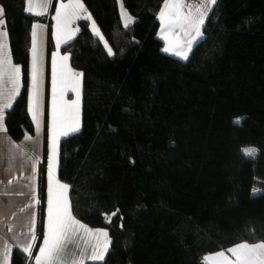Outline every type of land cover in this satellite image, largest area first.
Here are the masks:
<instances>
[{
	"label": "trees",
	"instance_id": "1",
	"mask_svg": "<svg viewBox=\"0 0 264 264\" xmlns=\"http://www.w3.org/2000/svg\"><path fill=\"white\" fill-rule=\"evenodd\" d=\"M26 1L0 0L23 85L4 117L15 141L34 132L30 33L44 19ZM81 1L104 41L79 20L61 47L83 75L81 128L61 139L57 176L73 215L108 232L104 260L86 264H203L264 241V0H216L185 61L157 37L164 0ZM10 264L31 258L15 248Z\"/></svg>",
	"mask_w": 264,
	"mask_h": 264
},
{
	"label": "snow or ice",
	"instance_id": "2",
	"mask_svg": "<svg viewBox=\"0 0 264 264\" xmlns=\"http://www.w3.org/2000/svg\"><path fill=\"white\" fill-rule=\"evenodd\" d=\"M216 0H198L197 3H186L185 0H165L163 9L159 13V18L162 24V30L174 31L180 29L185 36H191L195 32V36L191 37L186 44L179 39L174 44L166 47L164 51H174L176 55L184 59L188 58V52L193 39L201 35V26L204 24L208 4H215ZM28 7L26 11L33 13V0H27ZM51 5V0H39L35 5L40 10L34 12L35 15H44ZM187 9V12L184 11ZM4 15L3 8H0V17ZM91 19V15L87 14V9L81 0H69L67 4L61 3L56 8L54 19L56 20L57 39L59 34L67 29L73 19ZM131 17H127V22ZM5 25V21L0 19V27ZM44 26L33 24L32 26V66L30 73V111L33 112V118L38 119L39 115V92H40V57L37 47V29H42ZM93 30L97 35H100L99 30L95 27L93 21ZM7 31L0 32V100H3V106L0 107V131H6L3 126L4 108H11V101L20 94L21 83V68L19 65L12 63L11 52L7 45ZM100 39L103 36L100 35ZM109 55L112 54L111 48L108 49ZM67 60L68 57H62ZM82 73H77L66 69V66L61 67L57 71L55 62L53 65V108H52V124H51V143L49 154V184H48V207H47V231L43 233V245L39 248V254L35 256V264H84L85 254L73 258L70 262L66 259V249L74 239L83 240L85 249L91 247L90 255L87 259L103 260L104 255L108 250L110 241L107 231L103 229H91L87 225L81 223L72 214V205L68 198L69 185L57 180L53 185L52 171L56 164L58 155L59 136H67L69 131H79V78ZM73 82V90L77 91V100L71 104L58 105L56 99L57 84L61 89ZM10 84L11 87H5ZM62 95V92H61ZM239 119L235 121L239 123ZM59 129V131H58ZM245 155H253L255 149H243ZM11 183V181H9ZM39 203V200H36ZM31 206V205H30ZM115 215V213H113ZM34 224V219H33ZM81 230L87 236L95 239V244L84 239L80 235ZM101 237L103 240L101 241ZM35 232L33 231L31 239L36 240ZM79 246V245H77ZM33 244L26 245L22 250L29 257L32 256ZM230 253L229 257L226 255ZM7 260L8 257L6 256ZM203 264H264V241L249 243L243 241L236 243L234 246L218 251L214 254L206 255L203 258Z\"/></svg>",
	"mask_w": 264,
	"mask_h": 264
},
{
	"label": "crops",
	"instance_id": "3",
	"mask_svg": "<svg viewBox=\"0 0 264 264\" xmlns=\"http://www.w3.org/2000/svg\"><path fill=\"white\" fill-rule=\"evenodd\" d=\"M53 1L54 0H51V5L50 7H48L44 15L33 14L34 12L40 10L38 7L35 6L39 2V0H33V13L26 11L30 15L36 17H44L42 21H38V22L36 21L35 23H33L44 26L42 29H37V47L40 57V92H39L38 119H34L33 112L30 111V83H31L30 73L32 66L31 49H32V39H33L32 27L30 33L27 111L31 119V122L33 124L34 132L32 135H25L19 141H15L10 137L7 131H0V264H10L11 254L13 249L17 248L23 252L22 249L30 243L33 244V248L31 250L32 256L30 257L31 264H35L34 258L36 255L39 254V248L43 245V233L47 231V207H48L47 201H48V184H49V154H50V143H51L50 138H51L52 108H53L54 62L58 72L61 69V67L66 66V69H70L71 71L81 73L80 71H77L71 67L69 55L61 51V47L70 40H72L73 37L76 35L78 31L77 22L79 20L88 21L90 31L95 37L100 39V35H101L100 30L98 29L96 24L95 27L99 30L100 35H97L94 32L92 18L89 20L81 17L80 19L72 20V22L68 25L67 29H65L59 34V41H58L57 32H56V20L54 19V16L56 14V8L59 7L61 3L67 4L69 0H65V1L55 0L54 6H53ZM185 2L197 3L198 0H185ZM164 3L165 0L163 1L161 8L157 14V19L159 21L157 36L162 42L165 41L167 38H171L175 35L182 34V31L180 29H176L174 31H168L166 29L162 30V24L159 18V13L163 9ZM212 6L213 4H208L207 14L211 10ZM27 7L28 4L26 1L25 10ZM0 8H2L1 5ZM118 9L120 14V19L123 25L125 26L127 17H131V20L127 22V26L131 25L133 23V17L126 11L121 1L118 2ZM184 11L187 12V9H184ZM87 14H89L88 10H87ZM0 19H2V17H0ZM49 26L50 29L48 30ZM2 31H5L4 27H0V32ZM0 39H2V37H0ZM100 40L104 41L103 39ZM185 44H186V39H185ZM7 45H8V49L10 50L8 36H7ZM64 56H67L68 59L63 60L62 57ZM12 63L14 65H18L15 64L13 60ZM21 81H22V76H21ZM5 87H11V85L6 84ZM78 91H79L78 121H79V130H80L81 104H82V76L79 78ZM15 98L11 101V105L13 104ZM56 99L58 105L71 104L73 101L77 100V91L73 90V82L71 80L63 88V90L61 89L60 84L59 83L57 84ZM3 103L4 101L0 100V107L3 106ZM9 109L10 108L3 109L4 117L6 111ZM3 126H4V120H3ZM76 132L69 131V134L67 136L74 134ZM67 136H63V135L59 136L58 155H57L55 167L53 168L52 171L53 185H55V182L57 180L62 182L57 176L59 143L61 139ZM9 181H11V183H9ZM68 198H69V189H68ZM36 200H39V203H36ZM33 219H34V224H33ZM91 229L95 230L101 228H91ZM103 230L107 231L106 229ZM33 231L35 232V235L37 237L35 241L31 239ZM80 235L83 236L84 239L88 240L90 244H95L96 242L95 239L91 236L85 235L83 233V230H81ZM102 240L103 237H101V241ZM109 247L110 244L108 245V250ZM82 252L85 254L84 264L100 263L104 260V259L103 260L87 259V255H90L91 253V247L85 249L83 240L79 238L74 239L73 242L68 245L66 249V259H68L69 262L73 258L78 259L81 256ZM107 252L105 253L104 258ZM226 255H228L229 257L231 256V254L227 252ZM6 256L8 257L7 260L5 259Z\"/></svg>",
	"mask_w": 264,
	"mask_h": 264
},
{
	"label": "rangeland",
	"instance_id": "4",
	"mask_svg": "<svg viewBox=\"0 0 264 264\" xmlns=\"http://www.w3.org/2000/svg\"><path fill=\"white\" fill-rule=\"evenodd\" d=\"M210 12V11H209ZM209 12H208V14H209ZM208 14L206 15V17L208 16ZM206 19V18H205ZM122 22V21H121ZM123 24V23H122ZM124 26V25H123ZM196 34H195V32H192V34H191V36H185V34H184V32H182V34L181 35H175V36H173V37H171V38H167L165 41H163V52L164 53H166V54H168L169 56H171V57H174V58H176V59H179V60H182V61H185V60H187V59H184V58H182L181 56H178V55H176L175 54V52L174 51H164V49L166 48V47H169L171 44H174L175 42H176V40L177 39H179L182 43H185V39H186V42L189 40V39H191V37H194ZM158 37V36H157ZM201 37H202V26H201V35L199 36V37H197L196 39H193L192 40V43H191V46H190V49H187L186 48V50H187V52H188V56H189V53H190V50H191V48L201 39ZM71 41V40H70ZM68 43V42H67ZM106 47V46H105ZM245 148H252V149H255V152H256V148L254 147V146H247V147H243V148H241V152L245 155V153H244V151H243V149H245ZM254 155V154H253ZM253 155H251V156H249V155H245V156H247V157H252ZM259 169H261V168H259ZM263 171H261V174L259 173V176H258V178L259 179H261V176L262 177H264L263 176ZM261 175V176H260ZM264 179V178H263ZM256 193H258V192H256L254 189H253V192H252V194L254 195V194H256Z\"/></svg>",
	"mask_w": 264,
	"mask_h": 264
},
{
	"label": "built area",
	"instance_id": "5",
	"mask_svg": "<svg viewBox=\"0 0 264 264\" xmlns=\"http://www.w3.org/2000/svg\"><path fill=\"white\" fill-rule=\"evenodd\" d=\"M29 263V262H28Z\"/></svg>",
	"mask_w": 264,
	"mask_h": 264
}]
</instances>
